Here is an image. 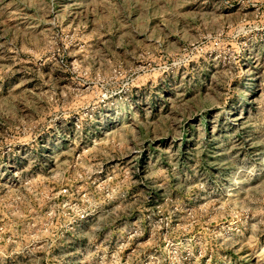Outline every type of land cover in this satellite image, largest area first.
<instances>
[{
    "label": "rangeland",
    "instance_id": "374dc122",
    "mask_svg": "<svg viewBox=\"0 0 264 264\" xmlns=\"http://www.w3.org/2000/svg\"><path fill=\"white\" fill-rule=\"evenodd\" d=\"M0 264H264V0H0Z\"/></svg>",
    "mask_w": 264,
    "mask_h": 264
}]
</instances>
